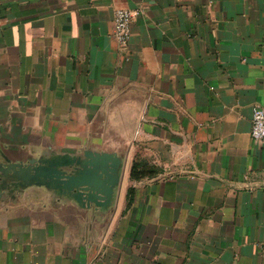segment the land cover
<instances>
[{"label": "crops", "instance_id": "obj_1", "mask_svg": "<svg viewBox=\"0 0 264 264\" xmlns=\"http://www.w3.org/2000/svg\"><path fill=\"white\" fill-rule=\"evenodd\" d=\"M255 106L264 0H0V165L123 161L107 209L7 177L0 264H264Z\"/></svg>", "mask_w": 264, "mask_h": 264}, {"label": "water", "instance_id": "obj_2", "mask_svg": "<svg viewBox=\"0 0 264 264\" xmlns=\"http://www.w3.org/2000/svg\"><path fill=\"white\" fill-rule=\"evenodd\" d=\"M123 161L114 153L85 151L82 157H54L0 165V191L9 176L17 182L57 191L82 205L107 209L120 184Z\"/></svg>", "mask_w": 264, "mask_h": 264}, {"label": "built area", "instance_id": "obj_3", "mask_svg": "<svg viewBox=\"0 0 264 264\" xmlns=\"http://www.w3.org/2000/svg\"><path fill=\"white\" fill-rule=\"evenodd\" d=\"M137 15V12L126 9L115 11L114 37L119 45H127L131 36V23ZM250 134L253 141L264 144V110L261 107L252 109Z\"/></svg>", "mask_w": 264, "mask_h": 264}, {"label": "trees", "instance_id": "obj_4", "mask_svg": "<svg viewBox=\"0 0 264 264\" xmlns=\"http://www.w3.org/2000/svg\"><path fill=\"white\" fill-rule=\"evenodd\" d=\"M150 168L143 162L134 161L131 167L130 178L133 181H140L151 177Z\"/></svg>", "mask_w": 264, "mask_h": 264}]
</instances>
